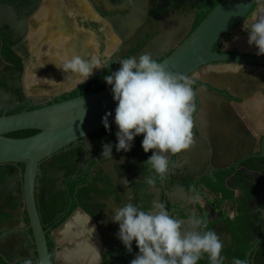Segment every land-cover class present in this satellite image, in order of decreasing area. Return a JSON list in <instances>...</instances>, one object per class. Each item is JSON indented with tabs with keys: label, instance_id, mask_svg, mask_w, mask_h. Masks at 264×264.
Instances as JSON below:
<instances>
[{
	"label": "flooded vegetation",
	"instance_id": "obj_1",
	"mask_svg": "<svg viewBox=\"0 0 264 264\" xmlns=\"http://www.w3.org/2000/svg\"><path fill=\"white\" fill-rule=\"evenodd\" d=\"M77 1L83 9L81 16L86 20L103 23L99 16L118 19L120 29L125 27L121 22L134 11L129 3ZM44 2L0 0V89L15 97L19 105L7 114L31 111L64 100L65 94L48 99L31 97L25 90L24 80L30 70L27 67L31 53L29 44L35 35L33 23L38 20ZM211 6L210 0H140L138 19L131 28L134 32L127 34L125 31L124 39L113 32L117 44L110 55L103 56L101 66L104 68L86 80V84L80 83L75 89L77 95L97 91L106 85L103 77L109 69L117 70L121 58L137 56L142 43L145 44V39L150 36L152 39L157 36L165 38L176 29L178 32L172 35L170 44H178L179 38L185 39L196 28L199 14ZM260 6H264V0H258L243 23L226 34L214 51L257 56L255 49L249 48L246 42L247 33L242 25L264 15ZM41 32L42 29L38 31ZM239 38L244 50L231 45ZM51 45L57 51L62 48L60 41H52ZM94 45L90 43L91 47ZM100 48L104 50V46ZM68 54L59 57L64 60ZM167 56L169 54L155 60L160 63ZM258 57L264 59V56ZM248 68L255 71L251 66ZM257 69L264 75V66ZM29 75L36 79L33 74ZM187 78L192 81L197 106L193 143L183 153L170 157V168L163 182L158 180L151 187L143 183L144 178L151 174L145 161L152 153H145L142 149V135L134 139L130 151L116 152L115 124L85 137L40 164L37 177L39 208L54 264H69L62 260L65 248L78 251L79 255L73 259H80L81 263L76 264H112L116 258L107 252L116 256L122 255L121 252H126L127 257L133 253L136 255L135 243L129 252L117 238L119 225L112 222L115 208L127 201L145 211L151 210L153 202L164 203L169 212L181 221H186L194 210L207 228L214 230L224 242V264H232L233 258L242 259L246 264H264V155L257 150L258 142L252 150L242 148V128L246 120L238 108L245 107L244 101L214 90L221 95L222 98L216 95L221 102L207 105L205 97L207 90L211 89ZM254 85L264 98V76ZM232 93L242 96L249 92L233 89ZM224 98L229 99V103L223 102ZM224 120L235 123L236 128H224ZM251 131L259 136L254 133L256 130ZM221 133L224 134L223 139H219ZM105 143L113 145V160H104L101 155ZM22 169V165L8 167L7 177ZM194 194L200 197L196 203L190 200ZM18 201L20 198L14 193L1 191L0 236L5 233L20 236L27 227L26 220L25 225L19 221L22 206ZM183 226L184 230L190 228L187 223ZM64 237L68 239L67 243H62ZM89 241L97 247L92 256L85 252V242ZM4 246L0 244V247ZM3 250L6 256L0 254V258L7 264H24L25 260L35 258L34 253L24 248ZM198 264H208V261L202 259Z\"/></svg>",
	"mask_w": 264,
	"mask_h": 264
},
{
	"label": "water",
	"instance_id": "obj_2",
	"mask_svg": "<svg viewBox=\"0 0 264 264\" xmlns=\"http://www.w3.org/2000/svg\"><path fill=\"white\" fill-rule=\"evenodd\" d=\"M105 2L129 3L133 6V13L121 22L124 23V29L118 27V19L99 16L119 37L126 38L125 31H128L127 34L133 33L134 30L131 28L138 19L140 0H105ZM257 2L258 0H221L189 36L185 39L179 38L178 44H170L172 35L178 32L176 29L165 38L157 36L156 39H152L153 36H150L145 39V44L142 43V50L136 57L148 53L155 59L169 54L160 62L164 69L208 86L211 90H207L205 97L207 105L221 102V99H218L221 95L216 94L214 90L224 91L233 98L243 100V104L255 103L256 111L248 110L247 118L254 129L263 133L255 136L251 131L253 129L244 125L242 148L252 150L258 142L257 150L264 155V98L254 88V84L264 76L257 69L259 66H264V59L239 52L214 51V47L226 34L243 23ZM249 66L255 68V71H249ZM86 83L87 81H84L81 84ZM233 89L249 93L238 96L232 93ZM223 102L229 103V99L224 98ZM17 106L19 105L15 97L4 89H0V193L1 191L12 192L20 198L17 202L22 206V216L19 221L25 225L26 220L27 227L20 236L2 234L0 242L5 245L3 247L5 249L24 248L34 253L35 258L28 259L31 264H54L39 208L37 193L39 166L44 160L63 149L105 128L102 117L106 113H112L109 126L115 124L116 102L113 100L110 87H107L75 98L52 102L31 111L7 114ZM20 131H36L37 133L20 139L8 137L9 134ZM223 136L224 134L221 133L219 139H223ZM17 165H22L23 169L16 175L7 177L8 167ZM3 248L0 247V254L6 256ZM106 254L116 256L112 252ZM134 257L133 253L121 259L126 264H130Z\"/></svg>",
	"mask_w": 264,
	"mask_h": 264
},
{
	"label": "clouds",
	"instance_id": "obj_3",
	"mask_svg": "<svg viewBox=\"0 0 264 264\" xmlns=\"http://www.w3.org/2000/svg\"><path fill=\"white\" fill-rule=\"evenodd\" d=\"M247 33L249 48L257 56H264V15L242 25ZM119 68L109 69L103 77L116 102L114 123L116 152H128L137 136H143L141 147L151 156L145 161L151 174L143 183L151 187L166 179L170 157L187 150L193 143L192 130L197 106L192 81L182 74L166 71L150 54L121 58ZM68 76L83 83L93 76V69L104 68L92 57L82 59L70 50L66 59L56 62ZM112 113L102 117L109 129ZM113 145L102 146V157L113 160ZM123 159V158H122ZM127 181V180H126ZM192 203L200 200L190 197ZM112 222L119 225L117 238L131 252L135 243L138 252L130 264H198L206 259L208 264H224V242L220 236L196 215L193 210L186 221L174 217L164 203L153 202L149 211L127 201L114 210ZM184 223L190 228L184 230ZM24 264H31L25 260ZM232 264H246L233 258Z\"/></svg>",
	"mask_w": 264,
	"mask_h": 264
},
{
	"label": "rangeland",
	"instance_id": "obj_4",
	"mask_svg": "<svg viewBox=\"0 0 264 264\" xmlns=\"http://www.w3.org/2000/svg\"><path fill=\"white\" fill-rule=\"evenodd\" d=\"M82 13L83 9L77 0H45L38 20L33 23L35 35L29 44L31 53L27 58V67L30 70L24 80L29 96L50 99L77 89L81 80L68 76L57 67L56 62L62 61L60 55L72 50L82 59L90 61L96 57L100 62L104 55H110L117 44L111 26L105 21L86 20L81 16ZM40 29L43 32L38 33ZM52 41L62 42V48L57 51L51 45ZM92 42L95 44L93 47L90 46ZM101 46H104V50ZM98 70L93 69V76L86 80L92 79ZM29 73L36 79L31 78Z\"/></svg>",
	"mask_w": 264,
	"mask_h": 264
},
{
	"label": "crops",
	"instance_id": "obj_5",
	"mask_svg": "<svg viewBox=\"0 0 264 264\" xmlns=\"http://www.w3.org/2000/svg\"><path fill=\"white\" fill-rule=\"evenodd\" d=\"M261 11L264 13V6L261 7ZM231 45H233L235 48H237L239 50H244V46H243V42H242L241 38H239L237 40H234L231 43ZM254 105H256V104L255 103L254 104H250V105L245 104V107H239V108L237 107V108L240 111L242 117L246 120V125L249 128H251V129H253L255 131L256 129H254L253 124H251V121L247 118V116H248L247 111L248 110L252 109V111H254V112L256 111V107H254ZM208 107L209 106H207L206 109H208ZM224 121H225L224 124L226 123L224 128H228L229 130H231L233 128H236V124L235 123L227 122V120H224ZM254 133H258V135H259V133H263V131L259 132V131L256 130ZM67 240L68 239L64 237L62 239V243H64V242L67 243L68 242ZM85 243H86V246H87V247L85 246V250H86L85 252L87 253V256L88 255L92 256L94 254V251L97 249V247H95V245L93 247V244L90 241H89V243L88 242H85ZM0 244H1V242H0ZM64 251H65L63 253L64 258L62 257L63 263H69V264H71V263L72 264H76L77 262L81 263L80 259H77V260L73 259L74 256H77L79 254L77 251L68 250V248H65ZM121 254L122 255L115 256L116 260L112 264H126L125 261L121 259V257H125L126 258L127 257V253L126 252H123V253L121 252ZM99 255H100V253H99Z\"/></svg>",
	"mask_w": 264,
	"mask_h": 264
},
{
	"label": "trees",
	"instance_id": "obj_6",
	"mask_svg": "<svg viewBox=\"0 0 264 264\" xmlns=\"http://www.w3.org/2000/svg\"><path fill=\"white\" fill-rule=\"evenodd\" d=\"M212 2V6L207 10V11H203L199 14L198 16V19L195 23V27H197L204 19L205 17L213 10V8L221 1V0H210ZM109 87L107 84L102 86L100 89H98L97 91L99 90H102V89H105ZM88 93L87 91L84 92L83 94H86ZM77 95V90H74L68 94H65L64 95V100L66 99H71V98H75ZM37 132L36 131H20V132H16V133H12V134H9L8 137L10 138H15V139H20V138H26V137H29V136H32L34 134H36ZM0 264H7L6 262H4L1 258H0Z\"/></svg>",
	"mask_w": 264,
	"mask_h": 264
}]
</instances>
